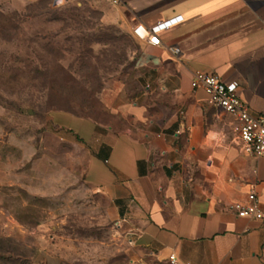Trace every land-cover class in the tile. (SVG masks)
Returning a JSON list of instances; mask_svg holds the SVG:
<instances>
[{
    "label": "crops",
    "instance_id": "1",
    "mask_svg": "<svg viewBox=\"0 0 264 264\" xmlns=\"http://www.w3.org/2000/svg\"><path fill=\"white\" fill-rule=\"evenodd\" d=\"M128 33L173 21L159 45L139 42L135 89L106 121L58 115L89 153L85 178L112 205L136 264H264V160L243 153L232 116L206 104L193 74L236 83L264 117V0H92ZM177 50V52H175ZM254 193L262 220L232 203Z\"/></svg>",
    "mask_w": 264,
    "mask_h": 264
},
{
    "label": "rangeland",
    "instance_id": "2",
    "mask_svg": "<svg viewBox=\"0 0 264 264\" xmlns=\"http://www.w3.org/2000/svg\"><path fill=\"white\" fill-rule=\"evenodd\" d=\"M139 42L92 0H0V264H136L56 117L106 121L135 89Z\"/></svg>",
    "mask_w": 264,
    "mask_h": 264
},
{
    "label": "built area",
    "instance_id": "3",
    "mask_svg": "<svg viewBox=\"0 0 264 264\" xmlns=\"http://www.w3.org/2000/svg\"><path fill=\"white\" fill-rule=\"evenodd\" d=\"M112 2L117 4L120 1L113 0ZM174 22L175 20L157 22L148 30L136 27L133 32L139 40L149 45L158 46L160 43L158 33L170 29ZM190 86L192 89L203 91L208 106L232 116L237 122L236 131L243 153L264 160V117H255L250 114L246 104L237 95V84H225L214 74L196 72L193 74ZM228 209L239 218L263 219L260 204L254 193L248 195L246 204L232 203ZM165 264L190 263L181 261L175 254H170Z\"/></svg>",
    "mask_w": 264,
    "mask_h": 264
}]
</instances>
